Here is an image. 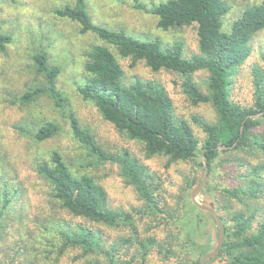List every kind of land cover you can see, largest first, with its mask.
Segmentation results:
<instances>
[{"label": "trees", "instance_id": "1", "mask_svg": "<svg viewBox=\"0 0 264 264\" xmlns=\"http://www.w3.org/2000/svg\"><path fill=\"white\" fill-rule=\"evenodd\" d=\"M150 11L163 30L193 26L198 52L186 56L181 42L163 46L158 39L139 40L96 24L85 0H74L54 13L101 41L84 52L80 98L120 133L138 141L147 157L165 156L169 164H187L189 172H182L181 180H165L127 149L109 152L73 113L67 116L69 131L83 158L55 148L40 151L39 143L60 133L56 122L14 125L25 144L18 155L9 150L8 163L0 153V163L10 164L12 177L0 173V241L8 235L18 238L0 264H264L263 66L251 65L252 101L243 104L232 98L233 77L247 64L264 31V0L245 7L227 27L225 0H165ZM10 42L0 31V52ZM259 55L264 61V50ZM120 59L129 60L131 68L142 62L152 73L177 74L182 94L193 105L208 104L213 119L176 115L165 86L141 76L125 81ZM33 62L43 84L28 86L10 102L29 105L46 95L64 106L55 84L60 69L43 51L33 55ZM198 72L206 73L205 89L195 80ZM106 162L116 164L118 176L142 202L133 210L136 216L110 207L104 187L86 171ZM206 167L196 204L190 194ZM199 205L215 211L223 232L222 247L204 262L218 248L220 231L214 215Z\"/></svg>", "mask_w": 264, "mask_h": 264}, {"label": "rangeland", "instance_id": "2", "mask_svg": "<svg viewBox=\"0 0 264 264\" xmlns=\"http://www.w3.org/2000/svg\"><path fill=\"white\" fill-rule=\"evenodd\" d=\"M85 1L88 14L96 24L124 30L139 40L158 39L163 46L181 42L182 52L186 56L198 52L193 26L167 30L157 26V17L150 10L165 0ZM260 1L262 0H225L229 12L224 17V25L227 27L241 10ZM73 2L74 0H0V31L11 37L5 52H0V153L6 155L8 163L9 150L13 155H18L21 149L24 150L25 140L15 132L14 125L23 123L31 126L33 123L53 121L60 126L61 131L55 137L39 143L40 151L55 148L70 157L77 153L83 158L84 151L79 149L78 143L69 131L67 116L73 113L83 127H88L94 133L104 149L117 153L127 149L138 161L160 174L163 179L171 176L181 180V173L189 172L187 164H169L165 156L147 157L138 141L120 133L101 117L91 103L80 98L77 86L83 82L84 52L89 46L101 41L91 33L80 32L76 22L54 13L56 8L66 4L72 5ZM255 42L247 64L233 77L232 98L243 104L252 101L251 65L257 63L264 68V61L259 55V51L264 50V31L257 36ZM41 51L47 54L51 65L60 69L55 84L65 98L64 106L57 105L46 95L40 96L29 105L12 104L10 101L21 95L28 86L43 84V78L36 74V65L33 62V55ZM119 61L124 70L125 81H131L134 76H141L156 79L163 84L172 98L176 115L188 120H191L193 115L213 119L214 113L208 104L193 105L182 94L177 74L166 70L152 73L142 62L131 68L129 60ZM194 77L201 88L205 89L206 73L198 72ZM9 167L10 164L0 163V173H4L1 175L2 178L6 175L12 179ZM86 171L104 187L110 207L137 215L133 210L140 209L142 202L134 188L126 185L118 176L116 164L106 162L89 167ZM19 173V177L24 179V173L21 171ZM171 187L177 188L176 185ZM17 238V235H8L6 240L0 241V248L3 250L0 259L5 251L13 252V244Z\"/></svg>", "mask_w": 264, "mask_h": 264}, {"label": "water", "instance_id": "3", "mask_svg": "<svg viewBox=\"0 0 264 264\" xmlns=\"http://www.w3.org/2000/svg\"><path fill=\"white\" fill-rule=\"evenodd\" d=\"M263 112H260V113H258V114H255V115H251V117H253V118H257V117H259L261 114H262ZM226 146H224L223 148H225ZM203 156V155H202ZM203 160H204V162H206V159L204 158V156H203ZM207 167L205 168V172H204V174H203V177H202V179H201V181L199 182V184L191 191V194H190V196H191V200L193 201V202H195L196 204H198L197 202H196V200H195V197H196V195L200 192V190H201V188H202V186H203V184H204V182H205V180H206V175H207ZM202 209H204V210H207V211H210L213 215H214V217H215V219H216V222H217V224H218V227H219V231H220V236H219V240H218V248L216 249V250H214V251H212V252H210V253H208L206 256H204V258L202 259V262H204L205 261V259H208V258H211V257H214L217 253H218V251H219V249L222 247V244H223V232H222V228H221V225H220V222H219V219H218V216H217V214L215 213V211L213 210V209H211V208H208V207H205V206H201V205H199ZM211 243H212V245H213V247L215 248V246H216V240H215V238L212 236V241H211ZM217 264H219V263H217ZM224 264H228V263H224Z\"/></svg>", "mask_w": 264, "mask_h": 264}]
</instances>
